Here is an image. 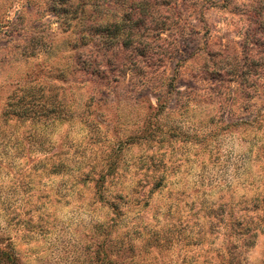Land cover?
Here are the masks:
<instances>
[{"label":"rangeland","instance_id":"374dc122","mask_svg":"<svg viewBox=\"0 0 264 264\" xmlns=\"http://www.w3.org/2000/svg\"><path fill=\"white\" fill-rule=\"evenodd\" d=\"M147 1L142 56L106 24ZM260 4L0 0V264H264Z\"/></svg>","mask_w":264,"mask_h":264},{"label":"trees","instance_id":"16d2710c","mask_svg":"<svg viewBox=\"0 0 264 264\" xmlns=\"http://www.w3.org/2000/svg\"><path fill=\"white\" fill-rule=\"evenodd\" d=\"M146 7H148L149 9H146ZM262 12H264V5L260 4L254 6L252 10H250L249 12L250 14L248 13L250 19L249 27L250 26L251 27L248 31V34L246 33L245 39L242 43V51L244 53V58L246 59L249 58L256 59L258 58L261 52L264 53V39H261L260 36L258 35L259 33L264 32V21L261 20L257 22L258 16H260ZM153 13H155V5L154 4L152 5L148 1L147 3L139 2L136 5H129L127 7V10L124 11L123 15L119 19L111 20L106 24L107 27L106 29L111 30L108 32L113 34L114 36H116L117 34L124 35L125 38H123L122 40H119V38L115 37L116 39L114 41H116L117 43H121L124 45L128 41L134 42L135 43L134 50L136 51L140 50L139 52H141L142 56H145V53L152 54L154 52L152 48H154V45L158 43V39L149 40L148 42L145 43V45H142V47H140V45L142 44L143 35L139 33L138 29L142 28L143 26L147 29L150 28V26L147 27L146 25H144V18L142 16L148 15L147 17L149 19H154L152 17ZM153 21L154 20L147 22L154 24L152 23ZM153 26H154L153 29H165V27H161L159 22H156ZM259 29H263V30H259ZM164 49H169V48L164 47ZM26 89L28 90H24L22 94L16 95L17 98L13 102L11 101L7 102L6 108L9 107L8 109L9 111H5L4 109V113L17 114V115H19L20 113L22 115L25 114L24 112L25 109L27 108L25 104H27V102L24 101L26 100L28 101L29 98L33 99L32 95H34V89L31 88H26ZM39 97H42V95H40ZM46 100L47 99L44 100V103ZM45 106L46 104L40 105V107H45ZM17 109L18 111H16Z\"/></svg>","mask_w":264,"mask_h":264}]
</instances>
